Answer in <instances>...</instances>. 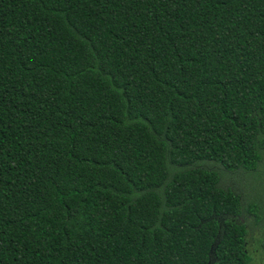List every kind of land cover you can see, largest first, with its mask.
Wrapping results in <instances>:
<instances>
[{"label": "trees", "instance_id": "1", "mask_svg": "<svg viewBox=\"0 0 264 264\" xmlns=\"http://www.w3.org/2000/svg\"><path fill=\"white\" fill-rule=\"evenodd\" d=\"M263 153L264 0H0V264H248Z\"/></svg>", "mask_w": 264, "mask_h": 264}, {"label": "rangeland", "instance_id": "2", "mask_svg": "<svg viewBox=\"0 0 264 264\" xmlns=\"http://www.w3.org/2000/svg\"><path fill=\"white\" fill-rule=\"evenodd\" d=\"M200 165L214 164L201 163ZM221 172V171H220ZM222 183L234 188L244 202L256 201L259 205L256 214L247 212L248 244L251 259L248 264H264V153L259 166L253 171H224L221 173Z\"/></svg>", "mask_w": 264, "mask_h": 264}]
</instances>
